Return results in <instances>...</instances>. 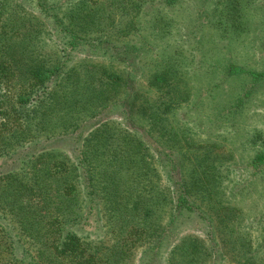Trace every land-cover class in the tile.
I'll use <instances>...</instances> for the list:
<instances>
[{"label": "trees", "instance_id": "trees-1", "mask_svg": "<svg viewBox=\"0 0 264 264\" xmlns=\"http://www.w3.org/2000/svg\"><path fill=\"white\" fill-rule=\"evenodd\" d=\"M48 1L36 0L46 11ZM144 1L148 0H84L80 13L72 12L66 20L51 13L63 34V50L80 46L102 50L120 67L94 70L66 67L61 55L36 42L34 16L7 13L10 0H0V157L22 163L19 171L0 169V209L11 216L15 235L37 247L26 262L14 260L15 239L0 223V264H124L144 244H149L146 261L139 264H153L163 254L179 213L193 209L180 160L168 149L155 156L153 128L162 121L169 127L168 113L187 98L185 73L171 68L170 58H158L157 65L165 67L145 77L148 73L139 67L142 46L114 39L116 17L130 15V9L138 11ZM94 28L101 30L98 43L92 40ZM226 72L264 78V72L237 63L227 65ZM143 79L163 100L140 99ZM137 110L148 125H139ZM166 126L160 132L163 138ZM41 134L51 139L60 135L50 142H32ZM66 140L76 143L73 153L51 146ZM152 156L160 158L174 180L173 218L161 229L156 225L164 201L154 192ZM252 164L264 165V149ZM104 214L114 233L111 245L78 231L88 225L94 233L104 228ZM194 259L198 261L197 255H192Z\"/></svg>", "mask_w": 264, "mask_h": 264}, {"label": "rangeland", "instance_id": "rangeland-1", "mask_svg": "<svg viewBox=\"0 0 264 264\" xmlns=\"http://www.w3.org/2000/svg\"><path fill=\"white\" fill-rule=\"evenodd\" d=\"M82 1L49 0L46 11L36 0H10L7 13L33 15L32 25L39 29L36 42L47 52L61 55L66 67L99 70L106 65L119 69L102 50L84 46L63 50V34L51 13L66 20L72 12L80 13ZM130 15L116 17L114 39L142 46L139 67L148 73L145 77L165 67L158 66L155 59L170 58L169 66L185 73L187 88L183 87L188 91L185 101L168 113L169 127L162 121L153 128L155 156L156 151L168 149L180 160L193 209L179 213L163 254L153 264H264V165L255 168L252 164L264 149V78L255 80L249 74L226 72L230 63L264 72V0H178L173 5L148 0L138 11L130 9ZM157 21L159 26L154 28ZM93 31L92 40L100 42L101 30ZM139 84L140 99L163 100L147 79ZM136 119H140L139 125H148L139 110ZM162 126L167 127L165 139L160 133ZM59 135L51 139L41 134L32 142H50ZM58 145L68 153L77 146L73 140L51 144ZM150 159L154 192L161 193L164 201L156 225L161 229L173 218L174 180L159 163L160 158ZM21 165L0 157V169L19 171ZM10 218L0 209V223L15 239L14 260L26 262L37 247L27 237L15 235L17 229ZM106 219L104 214V228L95 233L89 225L78 231L84 235L90 232L97 241L103 239L111 245L114 233ZM148 246L135 248L124 264L146 261ZM178 246L185 249L178 251ZM192 255H197L198 261H191Z\"/></svg>", "mask_w": 264, "mask_h": 264}]
</instances>
